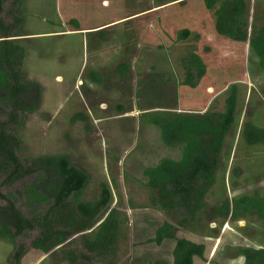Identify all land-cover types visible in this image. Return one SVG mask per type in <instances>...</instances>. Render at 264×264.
Returning <instances> with one entry per match:
<instances>
[{"label": "rangeland", "instance_id": "374dc122", "mask_svg": "<svg viewBox=\"0 0 264 264\" xmlns=\"http://www.w3.org/2000/svg\"><path fill=\"white\" fill-rule=\"evenodd\" d=\"M7 9L5 4L4 13ZM21 12L22 33L30 35L20 41L21 72L40 93L15 133L17 155L22 160L65 155L85 177L83 202L101 199L100 213H116L120 227L112 254L102 258L84 252L78 236L64 251L46 255L31 248L35 233L18 238L20 264H69L63 259L67 252L77 264H173L175 240L153 239L163 222L174 221L159 210L143 172L162 158L178 160L179 151L163 145L147 115L157 108L221 113L231 93L234 125L215 184L194 229L179 228L176 240L204 247L193 264H242L238 249L264 246L263 221L251 213L231 218L233 201L264 197V145H247L243 135L247 124L264 130V73L248 43L219 37L213 12L202 0H22ZM106 22L116 23L107 30L63 33ZM249 22L264 25V0H250ZM181 31L186 34L179 39ZM192 52L205 66L195 88L181 84L180 59ZM12 251L0 242V264H9Z\"/></svg>", "mask_w": 264, "mask_h": 264}, {"label": "trees", "instance_id": "16d2710c", "mask_svg": "<svg viewBox=\"0 0 264 264\" xmlns=\"http://www.w3.org/2000/svg\"><path fill=\"white\" fill-rule=\"evenodd\" d=\"M202 2L206 10L213 12L215 33L232 42L248 43L264 73V25L250 24V0ZM21 4L22 0H0V242L13 248L9 264H20L24 255L17 239L34 233L30 246L44 255L64 251L70 240L78 236L84 252L102 258L112 254L117 241L120 222L116 213L101 214V199L93 204L83 202L85 177L69 164L65 155L27 160L17 155L20 141L15 133L21 129L25 114L35 110V99L40 93L38 84L27 81L21 72L24 57L19 40L23 37L24 23ZM185 34L186 31H181L178 38ZM180 64L181 84L195 88L205 74L201 58L194 52L188 53ZM117 72L122 76L125 69ZM90 74L97 76L94 72ZM235 104L231 93L221 113L189 114L177 113L176 108H157L158 111L147 115L149 123L159 131L163 145L179 151L178 160L162 158L143 172L147 187L156 194L159 210L174 221L163 222L153 239L156 244L175 240L173 264H193L194 257L203 255L202 245L176 240V233L179 228L194 229L196 216L215 184L225 140L234 125ZM243 135L247 145H264V130L247 124ZM32 176L35 177L30 182L23 183ZM19 183H22L20 191L15 188ZM231 210V218L251 213L264 222V197L258 194L241 197L233 201ZM238 254L242 264H264V246L240 248ZM63 259L77 264L76 257L69 252Z\"/></svg>", "mask_w": 264, "mask_h": 264}, {"label": "crops", "instance_id": "0c3cea01", "mask_svg": "<svg viewBox=\"0 0 264 264\" xmlns=\"http://www.w3.org/2000/svg\"><path fill=\"white\" fill-rule=\"evenodd\" d=\"M132 17H134V16H132ZM113 23H116V22H106V23H101V24L96 25V26L89 27V28L75 29V30H71V31L67 30V31H65L63 33L64 34L86 33V32H92V31H96L98 29H103V28H105V30H107V29H111L110 25H112ZM103 31H101V32H103ZM54 34H56V33H54ZM22 35H23V37H21L19 39L20 41H27L24 37H29L30 36V35H25L23 33H22ZM47 35H52V34H47ZM177 113H179V112H177Z\"/></svg>", "mask_w": 264, "mask_h": 264}]
</instances>
